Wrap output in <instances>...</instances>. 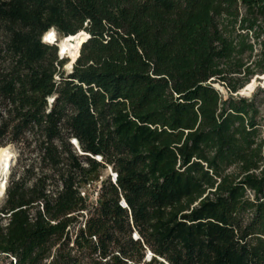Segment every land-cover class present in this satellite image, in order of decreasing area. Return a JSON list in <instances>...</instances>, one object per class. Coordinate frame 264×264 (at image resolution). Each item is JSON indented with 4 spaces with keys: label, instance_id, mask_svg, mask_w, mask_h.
<instances>
[{
    "label": "trees",
    "instance_id": "1",
    "mask_svg": "<svg viewBox=\"0 0 264 264\" xmlns=\"http://www.w3.org/2000/svg\"><path fill=\"white\" fill-rule=\"evenodd\" d=\"M258 76L264 0H0V258L264 264Z\"/></svg>",
    "mask_w": 264,
    "mask_h": 264
},
{
    "label": "rangeland",
    "instance_id": "2",
    "mask_svg": "<svg viewBox=\"0 0 264 264\" xmlns=\"http://www.w3.org/2000/svg\"><path fill=\"white\" fill-rule=\"evenodd\" d=\"M53 41L54 43L52 44H57L60 45L61 41H57V35L56 33L53 34ZM59 49V47H58ZM60 51V49H59ZM63 59L67 60V64L64 66V69L67 72H70L72 69V62H70L68 55H66L65 57H62ZM68 67V68H66ZM218 85V84H217ZM222 93V92H221ZM241 93H245L243 97L251 99L255 94H257V101L260 104V106H262L264 108V76H258L256 78H254L252 80V82H250L243 90ZM223 97H227L226 92L222 93ZM7 148L9 152H11V154L13 155L14 159H13V163H12V167L10 170V173L7 176H2L0 175V180H2L4 178V181H8L10 174L12 172V169L14 168L15 162H16V158H17V153H16V149L12 146H7L4 147ZM113 173L110 170H107L105 172H102L99 179L95 182H93L91 184L90 187L87 188V190H85V192L89 195V201L90 202H95L97 199V192L99 191L101 182L104 181L108 176L111 177V179L113 180ZM2 177V178H1ZM4 198V195L2 194V196H0V201H2ZM10 260L6 259L4 257L0 258V264H9Z\"/></svg>",
    "mask_w": 264,
    "mask_h": 264
},
{
    "label": "bare ground",
    "instance_id": "3",
    "mask_svg": "<svg viewBox=\"0 0 264 264\" xmlns=\"http://www.w3.org/2000/svg\"><path fill=\"white\" fill-rule=\"evenodd\" d=\"M53 34H55L54 30H50L49 32H47L45 34V38H43V42L47 44H52V42H54ZM77 35H78L77 37H73L72 39H67V40L63 39L61 40L60 43V49L62 51V55L64 57L68 55L70 62H73L76 58H78L81 48L80 46L82 42H84L85 40V36L83 35V32H80ZM72 40H77V43L74 44ZM13 159H14L13 155L11 154V152L8 151L7 148L4 147L0 148V175L7 176L10 173ZM6 182L7 181L6 180L4 181V178L0 180V196H2L3 194V188H6Z\"/></svg>",
    "mask_w": 264,
    "mask_h": 264
},
{
    "label": "water",
    "instance_id": "4",
    "mask_svg": "<svg viewBox=\"0 0 264 264\" xmlns=\"http://www.w3.org/2000/svg\"><path fill=\"white\" fill-rule=\"evenodd\" d=\"M83 35L85 36V40H84V42L89 38V36L86 34V33H84L83 32ZM78 35H76V36H72V37H67V38H64V40H67V39H72L73 37H77ZM73 41V43L74 44H76L77 43V40H72ZM84 42H82V43H84ZM57 47H59V49H60V45H57V44H55ZM82 45V44H81ZM81 47V46H80ZM59 57H63V55H62V51H61V49H60V51H59ZM77 59V58H76ZM76 59L72 62V66H73V64L75 63V61H76ZM240 96H244V95H242V94H239ZM74 145H76V142L75 141H73L72 142ZM116 177V175H113V178H115ZM4 184V183H3ZM3 194H5V188H3ZM124 204H125V202H124Z\"/></svg>",
    "mask_w": 264,
    "mask_h": 264
},
{
    "label": "clouds",
    "instance_id": "5",
    "mask_svg": "<svg viewBox=\"0 0 264 264\" xmlns=\"http://www.w3.org/2000/svg\"><path fill=\"white\" fill-rule=\"evenodd\" d=\"M52 33V32H51ZM51 33H49V34H51ZM43 38H45V35L43 36Z\"/></svg>",
    "mask_w": 264,
    "mask_h": 264
}]
</instances>
